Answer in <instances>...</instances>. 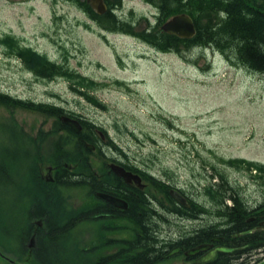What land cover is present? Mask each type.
I'll list each match as a JSON object with an SVG mask.
<instances>
[{
	"label": "rangeland",
	"instance_id": "rangeland-1",
	"mask_svg": "<svg viewBox=\"0 0 264 264\" xmlns=\"http://www.w3.org/2000/svg\"><path fill=\"white\" fill-rule=\"evenodd\" d=\"M116 10L134 25L126 31H106L76 0H0V92L53 103L87 119L86 125H91L87 133L98 129L105 133L108 143L103 151L107 157H119L161 179L164 186L172 184L190 196L195 209L184 213L186 223H194L197 217L214 222L220 218L216 200L225 192L220 198L211 197L207 188L219 180L213 174L215 170L224 173L237 188L244 206L240 208L249 215L246 218L264 214L263 173L228 161L240 158L264 163V72L229 60L210 46L175 53L142 42L135 33L148 21L155 24L157 18V9L148 0H121ZM5 36L45 54L51 62L67 66L72 74L34 72L9 53L7 43L1 40ZM80 76L85 78V85L76 82ZM57 127L62 134L63 124L54 121L53 116L0 106L2 166L10 163L6 155L2 161L3 150L9 148L14 153L15 147L26 148L31 142L38 145L41 165L53 163ZM62 150L71 154L72 143ZM86 154L87 151V165ZM22 159L10 165L9 173L16 175L10 178L17 179L22 174ZM62 165L78 169L73 163ZM6 170L0 172V199L2 194L8 197V191L15 193L6 186ZM43 191L42 198L51 204L75 202L79 195L55 186ZM226 193L233 194L231 189ZM225 203L233 205L231 199ZM64 207L58 210L62 214ZM251 210L253 213L248 212ZM15 225L21 233L19 225ZM178 227L183 224L164 226L173 230ZM8 233L0 234V251L18 260L17 264H44L50 259L60 264L127 261L124 256L103 257L97 252L77 253L81 258L62 250L63 255L59 241L45 253L34 254L28 250V236L25 247L20 248L18 237ZM257 233L263 243V249L255 252L259 264L264 263V229ZM84 239L90 246L97 243V237ZM143 247L139 244L137 249ZM0 264L13 263L0 256Z\"/></svg>",
	"mask_w": 264,
	"mask_h": 264
},
{
	"label": "flooded vegetation",
	"instance_id": "flooded-vegetation-1",
	"mask_svg": "<svg viewBox=\"0 0 264 264\" xmlns=\"http://www.w3.org/2000/svg\"><path fill=\"white\" fill-rule=\"evenodd\" d=\"M86 130H91L89 125L82 126L79 132L85 131L89 136L81 141L87 150L88 164L80 170L54 163L41 165L38 145L33 142L26 148L15 147L14 153L9 148L5 150L10 163L4 167V181L19 199L17 224L28 235L29 252L34 247L43 252L59 241L60 251L71 255L97 252L103 257L129 258L125 263L119 259L114 264H258L260 259L255 252L263 249L261 234L257 247L250 250L244 236L264 229V214L246 218L248 214L244 212L246 219L240 227L235 220L222 218L214 222L197 217L194 223H186L184 207H193L190 196L172 184L164 186L161 179L119 157H107L103 151L108 143L105 133L100 129L88 133ZM18 159H22V174L17 179L10 178L16 175L8 169ZM111 164L122 166L135 177L126 180L112 170ZM74 180L81 184L65 185ZM52 186L74 190L79 193L75 196L77 201L65 205L47 202L42 192ZM173 189L186 197L187 206L176 200ZM7 193L13 196L10 191ZM61 206H65L64 214L58 211ZM168 224L183 227L165 229ZM85 237H97V243L90 246ZM139 244L143 249H137Z\"/></svg>",
	"mask_w": 264,
	"mask_h": 264
},
{
	"label": "trees",
	"instance_id": "trees-1",
	"mask_svg": "<svg viewBox=\"0 0 264 264\" xmlns=\"http://www.w3.org/2000/svg\"><path fill=\"white\" fill-rule=\"evenodd\" d=\"M76 1L80 8L106 31H126L134 25V21L124 19L116 10L121 4V0H104L107 9L103 13H97L90 3L85 0ZM148 2L153 4L157 9V18L155 24L148 21L145 28L135 33L142 42L155 49L165 52L172 51L175 53H179L182 49L210 46L219 50L229 60H235L237 63L247 65L255 71L264 72V0H148ZM179 13H186L192 17L196 27V33L193 37H179L167 33L161 28V25L168 18ZM1 40L7 43L9 53L20 58L22 63L34 72H38L42 75L48 74L50 76L55 74H72L67 71V66L61 63L51 62L45 54L38 52L30 46L18 43L16 39L11 36H5ZM76 82L80 85L86 84L85 78L82 76H80ZM78 90L80 92V89ZM80 93L84 95L83 92ZM94 102L101 105L100 101L97 99H95ZM0 106L6 108L18 107L29 111L34 110L45 116H53L54 121H60L61 123L63 122L60 116L63 114L80 119L74 113L64 111L62 107L56 104L16 98L4 92H0ZM80 122L84 126L89 121L87 119H80ZM62 130L63 132L60 134L58 127L55 129L56 151L53 156V163L57 165H62V163H73L78 166L76 170H80L85 166L86 161L84 159V154L87 151L82 146L81 141L82 139H88L89 136L85 135V131L79 133L73 131L68 125H63ZM61 140L64 141L61 142ZM70 142L73 145V152L71 154L66 152L67 150H62V148L67 149ZM4 151L5 150H3L2 161L4 160L5 162L6 154ZM228 161L232 164L246 165L250 170L254 169L263 173L264 180V163L240 158L229 159ZM3 168L0 162V172H2ZM211 168H213V166ZM213 174L219 177V180L207 186L208 193L211 197L218 198L225 192V195H223L221 199L216 200L217 206L215 210L218 213L217 216L223 220H235L237 227H240L241 223L244 221V212L246 211L240 208V205L243 206V201H241V198L238 196L239 192L237 188L232 187L224 173L215 170ZM79 177L81 179V176ZM80 184L79 181L75 180L65 182L67 186H78ZM228 189H231L233 194L226 193ZM6 194L8 195V193ZM227 199L233 201L232 206H228L225 203ZM18 203L19 199H17V195L4 198V194H2V198L0 199V205L2 206H0V234H7L8 230V236H17L18 247L22 246L23 248L25 247V239L28 235L23 232L20 233L17 225H15L17 224L19 215ZM262 207L264 208V202ZM192 209L193 207L190 209L184 207V212L187 213L192 211ZM248 212L253 213V210ZM221 233H224V231L222 230ZM244 237L248 246L247 250L257 247L259 239L257 232L246 234ZM32 251L36 254L38 250L34 247ZM46 251H44V253ZM60 253L65 255L62 251H60ZM47 254L49 255V253ZM47 254H45V256ZM18 259L21 260V257ZM122 259L124 258L122 257ZM138 259L141 260L142 258ZM126 260H129V258ZM143 260H145V258H143ZM146 260L150 261V258H146ZM15 261L16 262L13 264H17L18 260ZM143 263L146 262L143 261ZM44 264L60 263H57L54 259H50L48 263L45 262Z\"/></svg>",
	"mask_w": 264,
	"mask_h": 264
},
{
	"label": "water",
	"instance_id": "water-1",
	"mask_svg": "<svg viewBox=\"0 0 264 264\" xmlns=\"http://www.w3.org/2000/svg\"><path fill=\"white\" fill-rule=\"evenodd\" d=\"M87 1L92 5V7L98 13H102L106 10V4L104 3V0H87ZM161 28L167 33L183 38H191L196 33V27L194 21L192 17L186 13H179L173 15L162 24ZM60 118L65 124L69 125L75 132H79L82 129V124L79 119L70 117L68 115H62ZM110 167L112 168V170H114V172L117 175L122 176L126 180H130V178L135 177L130 171H127L122 166H119L117 164H111ZM171 193L176 198L177 201H179L183 205L186 206L188 205L186 197H184L180 192L173 189ZM115 203L119 204L118 201H115ZM203 247L204 245L200 246L199 248H203ZM9 260L11 262H14V260L12 259Z\"/></svg>",
	"mask_w": 264,
	"mask_h": 264
}]
</instances>
